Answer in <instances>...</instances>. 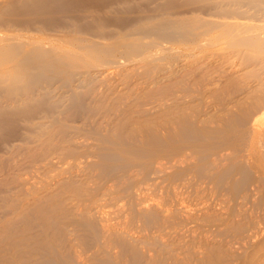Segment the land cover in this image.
Returning <instances> with one entry per match:
<instances>
[{"label":"bare ground","instance_id":"obj_1","mask_svg":"<svg viewBox=\"0 0 264 264\" xmlns=\"http://www.w3.org/2000/svg\"><path fill=\"white\" fill-rule=\"evenodd\" d=\"M240 2L264 10V0L0 1V264H264V240L236 260L223 248L247 205L264 211V77L232 78L213 97L206 64L164 55L167 42L202 49L203 29L220 25L173 11ZM221 25L225 47L252 42L264 65V22ZM235 135L239 161L217 152ZM46 166L51 184L24 178ZM151 174L199 210L138 209L133 190ZM107 208L125 223L99 217Z\"/></svg>","mask_w":264,"mask_h":264},{"label":"rangeland","instance_id":"obj_2","mask_svg":"<svg viewBox=\"0 0 264 264\" xmlns=\"http://www.w3.org/2000/svg\"><path fill=\"white\" fill-rule=\"evenodd\" d=\"M0 1H2V0H0ZM216 6H217L216 9H213L214 7L204 9V8L200 7L199 5H197V6H193L190 9L179 8L176 11H173V14L179 18L189 17V16L190 17H198V18L203 19V20L208 19L210 21L218 22V24H220V25L211 26L207 29H203V30H205V31H202L204 33V36L196 39V43H199V42L202 43L201 44V45H203L202 49H194L193 48L194 44L191 42H189V43H176V42L164 43L167 47V50H168V51L164 52V55L166 56V60H168L169 56L172 58L173 57L177 58V60H178L176 63L177 67H179V66L181 67V65L184 66L187 64L190 65L189 62L191 61L190 63H193L192 60H194V58H195V61H198L201 65L206 64V66L209 67V68H206V70L209 73L208 80L209 79L211 80L212 85L208 88V91L209 90L212 91L213 97H214L215 92L220 90L221 87L224 86V88H226L225 84H226L227 80H230L232 78L241 79L240 77H245L246 78L245 79L246 86H250V85H254L256 83V79H257L256 76L257 75L259 78H260V75L264 77V65L260 62V60L263 61V59H262L263 56L261 54H259V51L254 47V44L252 42H249V41H244L238 45H230V46L225 47V45H224L225 42L223 39L225 37L229 36L230 35L229 33H232V32L229 31L230 30L229 28L225 27L224 25H221L222 23H225V22L230 21V20L248 21L251 23L264 22V10L256 11L253 8H251L250 5H248L246 2H240L239 5H225V6L216 5ZM219 10H223V11H219ZM16 27H18V26H16ZM10 28L9 29L12 30L11 32H14V30H16V28L14 29V27L13 28L10 27ZM18 28H17V31L19 33ZM21 28H22V26H21ZM5 29H6V32L3 31L4 27L0 28V30L3 33H9V30H7L8 28L5 27ZM31 30L28 31V33H27V31L25 29V33H27L28 35L31 36V34H32ZM244 30L245 29H243V31ZM17 31H15V32H17ZM23 31H24L23 29H20L21 33H24ZM37 32L35 31V33H37ZM33 33H34V30H33ZM47 33H49V34H47ZM256 33L263 35L264 30H258ZM34 34H32L33 35L32 37H35V39H36V37H37V39H43L52 33L47 31L45 34V36L47 35L46 37H44V36L40 37L39 35L37 36V34H35V35ZM40 34H43V33H40ZM246 48H250V50L252 52H256V53H249L250 58H252V61H246L243 59V53H241V52L243 50H245ZM152 52H153V54L157 53L156 51L155 52L152 51ZM152 52H151V54H152ZM166 60L163 61V63H167ZM203 62H204V64H203ZM180 71H182V69H180ZM110 72L113 75L115 70H113V71L109 70L108 73H110ZM114 78H116V75H114L112 80L109 81V84H110V82H111V84L114 83ZM139 87H141V86H139ZM119 88H121V85L119 86ZM235 96H237V95H235ZM212 104L213 103L211 100H209V99L206 100V107H207L206 112L212 111L211 110ZM206 115H208V113ZM238 130H241V129H238ZM244 143H245V141L240 135H235V139L233 140V142H231L229 145H227L225 147V149L218 150L217 152L225 154V150H226L228 154H233L234 155L233 158L239 161L241 156H242ZM45 169H47V172ZM45 169H39V168L38 169H33V168L28 169L25 172L26 176L24 178L31 185L37 184V186L38 185L40 186L41 184H51L53 182V179H54L53 176L55 173L52 172L51 169H49L47 166L45 167ZM31 170H33V171H31ZM43 170L45 172H43ZM151 175H152V177H151ZM151 175H150L151 178H149L151 181L150 180L148 181V179H146L142 183L140 182L141 184L139 183V185H137L135 187V189L133 190V192H134V193H132V195L134 194L133 199H134V202L136 203L138 209H142V208L146 209V208L155 206L158 209H162L163 211L175 210L176 215L179 218L185 217L188 213H192V211L194 213V210H196V211L199 210V208H198L199 206L197 207L194 205H196L197 203L200 204V202L197 200L195 203L192 196H191V198H189V195H187L186 193H182V192H184V189L180 190V193H182V195L178 191V195L176 197H174L172 195V193L167 192L165 190L164 186L162 188L161 185H163V184H161V180L156 178L159 176L158 174H155L157 176H155L153 174H151ZM44 182H46V183H44ZM171 192H173V190ZM199 192H200V190H199ZM205 194H206V196L207 195L212 196L211 194H207V193H205ZM184 195H187L186 197L188 199ZM210 196L205 197V199L207 198L209 200V202L212 203V205H215V207L211 206V207H213L211 209L213 211L215 210V213H217V211H219L218 203L216 201H213L214 200L213 196H212V200H211V198L209 199ZM190 199H192L193 201ZM193 203H194V205H193ZM171 206H173V207H171ZM247 207L248 208H246L245 213H243L244 216L239 215V217L238 218L236 217L237 219H235L236 222L242 220L240 222H241V225H243V227L242 226L238 227V230H237L238 236L234 239L229 238L228 239L229 244L227 246L223 247L224 251H229L234 256L235 260H236V257L238 255L247 253V250L249 253L251 250H253V247L255 248L258 245L259 241L262 242L264 240V235H263V232H264V216L262 215V214H264L263 213L264 211L261 212V210L260 211L251 210V209H249V205H247ZM102 210H103L102 213H104V214L102 216L100 215L99 217L104 218L106 216V218L108 217V218L114 219V216L116 215L114 209L108 210V208H107V209H102ZM220 212L222 213V211H220ZM259 212L261 213L260 215H259ZM112 214L113 215L115 214V215L112 216ZM240 216H243V218ZM99 217H98V219H99ZM115 217L116 218H115L114 223L121 222L119 220H122V222H123V219H120L119 216H115ZM126 219L124 218V221L128 222L129 218L127 216H126ZM123 223H125V222H123ZM138 225L139 224H137V226L135 225L134 226L135 229L132 228L133 230L130 227L129 228L134 233L135 232L137 233L138 227H140V225L139 226ZM132 231L130 232V235L132 233L133 236H138V235H136V233L133 234ZM255 243H257V244H255ZM250 247L252 248L251 250H250ZM228 264H241V263L238 262V260H237L236 262L229 261ZM253 264H255V263H253Z\"/></svg>","mask_w":264,"mask_h":264}]
</instances>
